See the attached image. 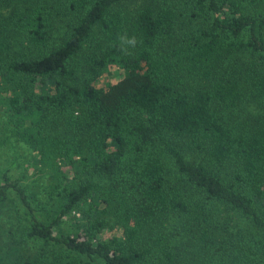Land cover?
I'll return each mask as SVG.
<instances>
[{"label":"trees","instance_id":"trees-1","mask_svg":"<svg viewBox=\"0 0 264 264\" xmlns=\"http://www.w3.org/2000/svg\"><path fill=\"white\" fill-rule=\"evenodd\" d=\"M6 144L0 264H264V0H0Z\"/></svg>","mask_w":264,"mask_h":264},{"label":"rangeland","instance_id":"rangeland-1","mask_svg":"<svg viewBox=\"0 0 264 264\" xmlns=\"http://www.w3.org/2000/svg\"><path fill=\"white\" fill-rule=\"evenodd\" d=\"M7 146H8V144L3 146V148L6 149V150L0 153V167H2V166L4 167V166L7 165V163L5 162V160L8 158V148H7ZM21 150L26 151L27 148L25 146H23V148H21ZM28 169H29V167H28ZM8 175L12 179H13V176H16L19 180L30 181V179H31L30 173L25 169L24 164H22L21 160H20V164L19 165L16 164L15 166H12V168L8 171ZM216 207H213V209H212L213 212L217 209ZM222 209L223 208H220L215 213H217L218 216H221L220 214H221ZM224 213H225V211H224ZM218 219L222 220V217H218ZM231 221H233V220L231 219Z\"/></svg>","mask_w":264,"mask_h":264},{"label":"clouds","instance_id":"clouds-1","mask_svg":"<svg viewBox=\"0 0 264 264\" xmlns=\"http://www.w3.org/2000/svg\"><path fill=\"white\" fill-rule=\"evenodd\" d=\"M121 40L124 42V43H126V44H128V45H131V46H135V44H136V40H135V38L133 37V38H130V39H125V37H121ZM122 51H126L125 49H121Z\"/></svg>","mask_w":264,"mask_h":264}]
</instances>
